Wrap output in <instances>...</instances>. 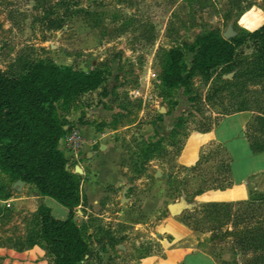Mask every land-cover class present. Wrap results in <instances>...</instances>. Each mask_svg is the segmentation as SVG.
I'll use <instances>...</instances> for the list:
<instances>
[{
    "label": "rangeland",
    "instance_id": "1",
    "mask_svg": "<svg viewBox=\"0 0 264 264\" xmlns=\"http://www.w3.org/2000/svg\"><path fill=\"white\" fill-rule=\"evenodd\" d=\"M263 23L264 0H0V71L11 73L24 61L43 59L86 73L99 65L103 70L99 87L58 111L66 117L80 111L84 122L88 110L101 111V116H89V124L96 132L112 133L124 152L118 174L130 186L124 196L133 198L132 205L120 203V193L104 186L93 211L80 186L85 203L75 208L86 219L74 214V222L84 225V238L104 264H134L147 256H163L157 231L168 216L167 205L180 200L192 211L171 216L182 218L197 245L217 256L223 251V257L234 262L257 261L260 252L244 253L234 248L230 237L220 238L238 225L236 215L244 217L255 204L235 203L228 218L225 211L210 215L208 204L193 200L199 189L215 190L231 181L228 154L214 142H203L202 134L225 116L247 109L252 112L250 141L264 138L257 120L264 119V78L253 83L244 75L254 59L252 44L238 47L233 62L208 77L195 73L186 87H166L161 76L171 48L180 51L189 68L197 35L213 30L223 36L230 29L233 39ZM155 142L159 148L143 162L140 150ZM65 154L82 185L87 177L74 171L79 163ZM13 185L0 171V198L13 196L10 186L17 188ZM35 216L25 208L16 211L12 202L9 207L0 202V247L41 249L27 245ZM43 260L48 264L46 254ZM84 262L95 264L94 259Z\"/></svg>",
    "mask_w": 264,
    "mask_h": 264
},
{
    "label": "trees",
    "instance_id": "2",
    "mask_svg": "<svg viewBox=\"0 0 264 264\" xmlns=\"http://www.w3.org/2000/svg\"><path fill=\"white\" fill-rule=\"evenodd\" d=\"M247 41L253 46L254 59L247 63L244 75L258 83L264 78V24L250 32L241 31L240 35L228 40L213 30L197 35L189 68L183 64L180 51L171 48L165 54L161 81L169 88L186 87L195 73L208 77L216 69L233 62L237 48ZM103 79L100 65L86 73L57 65L50 59L24 61L11 73L0 71V171L10 176L11 182L20 180L30 184L41 196L53 199L68 210L64 220L54 218L46 207H39L34 217L36 227L29 231L27 245L39 246L45 251L48 264H80L88 259L104 264L84 238V225L79 227L74 222L75 208L85 203L80 191L82 178L65 169L67 159L59 149V142L73 127L66 115L60 116L58 111L62 105L99 87ZM240 111L248 110L236 112ZM257 120L264 127V119ZM79 122L84 124L82 118ZM259 140L251 142L253 153L264 151V138ZM144 145L140 150L143 162L160 146L159 142ZM227 172L230 174V160ZM231 185L230 181L215 190H225ZM203 191L199 189L196 194ZM10 196L7 193L0 199L8 200ZM244 204L250 207L255 204V208L247 206L249 213L245 212L244 217L236 215L238 225L233 224L220 238L230 237L235 248L244 253L260 252L257 261L251 264H264V193L250 191ZM235 205L212 203L207 207L211 208L210 215L225 211L229 218ZM109 244L114 245L112 240Z\"/></svg>",
    "mask_w": 264,
    "mask_h": 264
},
{
    "label": "crops",
    "instance_id": "3",
    "mask_svg": "<svg viewBox=\"0 0 264 264\" xmlns=\"http://www.w3.org/2000/svg\"><path fill=\"white\" fill-rule=\"evenodd\" d=\"M258 24L250 29L255 30L264 23L259 26ZM101 113L98 110H88L84 113L85 120H87L83 121L84 124L79 122L83 115L80 111L72 112L66 117L70 125L76 128L83 138L82 151L77 157H73L79 163L81 175L87 177L81 185V191L84 192L88 205L92 207L93 211L99 205L97 192L103 191L104 186L120 193L118 198L120 203L128 201L127 206H131L133 202V198L124 196L130 186L126 184L125 178L118 174L121 169L119 164L124 156L123 150L112 133L96 132L94 127L89 124L91 118L89 116H101ZM251 118L252 112L250 111L227 115L212 130L201 135L203 142H214L228 154L232 185L225 190H206L195 195L193 200L197 204H235L247 201L252 190L264 192V151L253 153L251 149L248 133V124ZM59 149L67 158L63 140L59 142ZM95 176L98 177L99 182H96ZM18 181H15L14 184ZM10 188L13 196L9 200L13 203V209L16 211L25 208L26 211L37 212L39 207H46L56 219L64 220L68 216L67 208L49 197L41 196L37 189L30 184L22 182V185H17L16 189L12 186ZM4 201L6 200H0L1 203ZM53 208L58 211V216L53 215ZM189 210L187 212L192 211ZM75 214L86 219L79 209H76ZM161 223L160 229L162 230H158L157 234L162 237L160 243L163 248V256H147L134 264H251L250 262H234V259L223 257V251L221 255L217 256L197 245L198 243L194 240L191 232L182 223V218L172 217L168 213ZM44 255V251L38 247L17 251L15 248L1 246L0 264H45ZM81 264L87 263L82 261Z\"/></svg>",
    "mask_w": 264,
    "mask_h": 264
},
{
    "label": "built area",
    "instance_id": "4",
    "mask_svg": "<svg viewBox=\"0 0 264 264\" xmlns=\"http://www.w3.org/2000/svg\"><path fill=\"white\" fill-rule=\"evenodd\" d=\"M64 151L77 157L83 148V138L76 128H72L63 138ZM10 200L2 202L5 206H10Z\"/></svg>",
    "mask_w": 264,
    "mask_h": 264
},
{
    "label": "water",
    "instance_id": "5",
    "mask_svg": "<svg viewBox=\"0 0 264 264\" xmlns=\"http://www.w3.org/2000/svg\"><path fill=\"white\" fill-rule=\"evenodd\" d=\"M232 36V32L231 30L229 29L222 37L226 40H228L230 37ZM229 76H227L228 78ZM65 129H67V127H64ZM70 168V165L69 163H66L65 164V169L68 170ZM74 171H76L77 173H81L80 169L78 166H75L74 167ZM15 186L17 185H22V181H18L14 184ZM191 207L189 205H187L185 203L184 200H180L179 202L177 203H172V204H168L167 205V210L169 212L170 215H179L181 214V212H183L184 210H188L190 209Z\"/></svg>",
    "mask_w": 264,
    "mask_h": 264
}]
</instances>
